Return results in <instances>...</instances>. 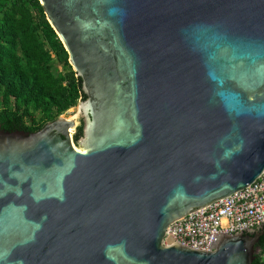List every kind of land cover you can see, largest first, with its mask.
<instances>
[{"label":"water","instance_id":"95a60500","mask_svg":"<svg viewBox=\"0 0 264 264\" xmlns=\"http://www.w3.org/2000/svg\"><path fill=\"white\" fill-rule=\"evenodd\" d=\"M38 1L84 98L0 127V264H252L163 238L264 173V0Z\"/></svg>","mask_w":264,"mask_h":264},{"label":"trees","instance_id":"16d2710c","mask_svg":"<svg viewBox=\"0 0 264 264\" xmlns=\"http://www.w3.org/2000/svg\"><path fill=\"white\" fill-rule=\"evenodd\" d=\"M83 98L39 1L0 0V127L37 131ZM256 248L252 264H264V233Z\"/></svg>","mask_w":264,"mask_h":264},{"label":"built area","instance_id":"2783aa9c","mask_svg":"<svg viewBox=\"0 0 264 264\" xmlns=\"http://www.w3.org/2000/svg\"><path fill=\"white\" fill-rule=\"evenodd\" d=\"M264 224V173L242 193L173 221L163 243L208 250L218 234L238 233Z\"/></svg>","mask_w":264,"mask_h":264},{"label":"rangeland","instance_id":"374dc122","mask_svg":"<svg viewBox=\"0 0 264 264\" xmlns=\"http://www.w3.org/2000/svg\"><path fill=\"white\" fill-rule=\"evenodd\" d=\"M60 69V68H59ZM76 112V105L69 108L64 114L67 116V117H70L72 116L73 114H75Z\"/></svg>","mask_w":264,"mask_h":264},{"label":"flooded vegetation","instance_id":"af4514ba","mask_svg":"<svg viewBox=\"0 0 264 264\" xmlns=\"http://www.w3.org/2000/svg\"><path fill=\"white\" fill-rule=\"evenodd\" d=\"M80 133H81V132H80ZM80 133H78V130H77V131H76V134H77L76 137H77Z\"/></svg>","mask_w":264,"mask_h":264}]
</instances>
